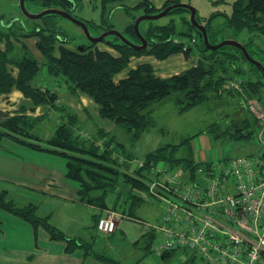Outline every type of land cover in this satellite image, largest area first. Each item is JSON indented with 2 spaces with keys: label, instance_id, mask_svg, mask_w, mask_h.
<instances>
[{
  "label": "trees",
  "instance_id": "16d2710c",
  "mask_svg": "<svg viewBox=\"0 0 264 264\" xmlns=\"http://www.w3.org/2000/svg\"><path fill=\"white\" fill-rule=\"evenodd\" d=\"M32 1L40 10L58 8L77 17L74 6L78 0ZM99 1L100 25L102 29H109L112 25L106 23L107 6L121 0ZM180 1L165 0L156 8L149 0H142L139 6L143 13H156ZM184 12L189 15L188 9L174 7L166 14ZM218 15H222L223 21L215 25L213 18ZM56 16L61 15L46 13L38 18H29L27 20L33 21L31 25L23 20L11 19L7 20L5 26H0V42L4 45L0 46V98L7 97L13 90L22 94L16 108L0 107V145L4 138H9L34 149L64 155L67 176L77 183L81 201L132 215V210L143 202L142 192L151 195L148 192V179L151 180V171L159 161L164 162L167 169H183L185 174L180 176L182 181L197 179V169H207L214 162L197 161L191 153L177 157L173 153L176 145L169 144L147 152L143 157V167L130 168L115 155L127 153L113 134L109 135L102 127L92 131L81 127L76 113L59 101L57 90L48 83L52 77L66 84L72 93L85 92L90 95L98 106L99 115L124 127L134 140L156 124L151 106L166 100L171 101L179 112L210 100L216 101L224 94L237 95L240 99L245 98L246 102L257 99L264 107V78L260 68L249 62L243 52L234 46L209 49L187 15L180 16L184 25L181 29L177 28L173 18L163 24L149 23L144 28L138 27L147 40L146 47L142 49H135L116 36L110 40L104 39L102 43L105 47H99L98 41H89L76 48L69 47L66 38L59 37ZM135 18L131 17L122 33L128 40L140 43L133 27ZM209 18V23L208 18H203L209 43H218L215 36L224 31L237 35L245 30L248 35L242 44L264 68V48H252L254 37L264 33V0H233L230 13L212 12ZM196 19L201 23L197 14ZM84 22L88 28L93 26L90 19ZM31 37L36 39L35 45L42 56L41 60L28 49L24 41ZM176 52H182L185 58L195 54L196 58L191 59L189 67L169 76H160L153 71L150 63L140 62L130 67L123 76L115 77L127 66L133 55L152 54L157 58H165ZM43 67L49 79H43ZM233 81L238 82L239 88L229 86L228 83ZM37 107H41L42 112L36 113ZM255 122L252 117L242 118L232 121L223 131H218L219 125L214 122L206 131L214 132V137L222 133L235 138L249 137L252 130H256ZM250 124L252 129L243 133L242 130ZM42 131L46 136L41 135ZM193 136L183 138L180 143L187 144ZM126 156L133 158L132 155ZM229 158L222 159L226 161ZM124 165L125 168H122ZM109 195L113 198L110 204L106 200ZM0 207L18 213L34 228L41 225L51 239L65 240L66 250L87 245V242L81 243L74 237L66 236L48 221V216H39L36 213L37 206L33 203L17 206L12 200L6 199L5 192H0ZM97 216L92 214L95 226L100 214ZM141 238L146 242L145 246L149 247L155 233L148 230ZM171 251L162 254V257H169ZM186 253L187 260L180 264H193L194 252L187 250ZM96 257L112 261L100 254H96Z\"/></svg>",
  "mask_w": 264,
  "mask_h": 264
},
{
  "label": "rangeland",
  "instance_id": "374dc122",
  "mask_svg": "<svg viewBox=\"0 0 264 264\" xmlns=\"http://www.w3.org/2000/svg\"><path fill=\"white\" fill-rule=\"evenodd\" d=\"M141 1L121 0L108 4L105 13L106 23L112 25V29L123 32L125 27L130 23L132 16L137 18L145 14L143 13L142 7L139 6V2ZM149 1L154 6H158L164 0ZM232 1L181 0L180 2L192 5L196 9L199 21L203 24V18L209 19V15L212 12L230 13ZM24 5L28 12L37 13L41 11L40 7L35 5L32 0H24ZM74 14L84 21L92 20L93 26L88 28L92 36H98L106 31L101 32L103 27L100 25L101 4L99 0H78L74 6ZM150 14H154V12ZM181 15H187L189 17L186 12L180 14L171 13L170 15L165 14L156 19H143L139 22L138 27L144 28L149 23L163 24L170 18H173L177 28L181 29L184 27L180 21ZM56 17L59 37L62 39L66 38V44L69 47L76 48L83 43L89 42L79 25L67 18L61 16ZM0 19V26H5L7 20L11 19L23 20L28 25L33 23L31 20H27L29 18L21 11L19 0H0ZM213 20V23L218 25L222 23L223 17L222 15L214 16ZM247 35L248 33L245 30L237 35H233L229 31H224L217 34L215 39L217 42L222 40V38L235 39L242 43ZM111 38L112 34H108L105 39L110 40ZM35 40V37L24 39L28 49L41 60L42 56L35 45ZM102 41H98L99 47L106 46ZM0 46H4L3 42H0ZM256 46L264 48V33H259L254 37V45H252V48H256ZM192 58L195 60L196 55L193 54V57L185 58L182 52L170 54L165 58H157L152 54L133 55L130 57L127 66L118 72L115 77L123 76L130 67L140 62H148L156 74L168 76L189 67L192 64ZM12 72L15 73V69ZM41 74L43 79H49L50 77L45 67L42 68ZM58 80V78L53 80L52 77L48 83L53 84L57 90L59 101L76 113L80 125H82L81 127L87 131L102 127L109 135L113 134L116 140L123 145L125 153H130L134 157L135 167L138 164L137 160L139 158H143L147 152L163 145H176L173 153L177 157L186 156L191 153V155H197L199 157L198 159H209L214 163H218L222 158L245 155L254 147L255 132L253 130L249 137L241 138H235L228 133H222L218 137H214V132L209 133L206 131L207 127L214 122H217L219 125L218 131H223L230 126L232 121L246 117L251 118L247 105L244 103L246 100L240 99L237 95L224 94L216 101L210 100L203 104L190 107L182 112L177 111L172 102L168 100L153 104L151 106V114L156 124L142 132L140 137L134 140L125 131L124 127L117 125L108 117L99 115L98 106L90 95L85 92L79 94L72 93L67 89L66 84ZM55 82L59 83L55 85ZM3 100L0 98V102H3ZM42 110L40 108L38 112H42ZM250 129H252L251 124L247 128H244L242 132H248ZM41 135L46 136L43 131ZM192 135L194 136L187 144L180 143L183 138ZM118 156L125 157L126 155L118 153ZM203 159L201 160L203 161ZM65 167L66 158L60 153L34 149L14 142L9 138H4L0 145V176L4 177L0 179V192H5L6 199L12 200L17 206H24L30 203L35 204L37 206L36 213L39 216L49 214L48 221L63 232L70 231L84 239H87L85 237L86 235L93 236L95 239L93 244L95 251L104 250V252L106 251L107 254L114 255V257L124 256L125 264H133L136 260L140 259L139 257L146 251L144 243L140 241L141 243L135 246L133 245V241L140 238V229L146 230L150 225L160 221L161 214L164 210L163 202L152 197L146 191H143V202L132 210V215H125L118 222L114 233L108 235L102 234L93 226L91 216L92 213L98 210L95 207L91 208L85 201L80 203L71 200L74 198V193L77 195V198L79 195L76 193L77 191H73L71 185L75 184L77 186V184L67 178ZM152 176L153 173L150 177ZM38 182L39 185L42 182L47 185V190L42 191L32 188ZM111 201L112 196L109 195L107 197L108 204ZM0 215L3 216V222L5 224H7L8 220L18 222L22 218L18 213L2 207H0ZM151 231L155 232V228L151 229ZM157 233L158 237L161 238L162 236L159 231ZM11 235L12 232L6 228L2 235L4 240L0 239V244L7 242L9 237L11 238ZM21 238L22 236L19 237V240ZM61 240L53 239L52 244H45L40 239L39 245L41 248L59 251L56 247ZM154 241L155 238H153L150 245L151 251L147 252L146 259L143 260V263L150 264L149 262L152 260L156 264H180L188 258L185 252L177 250L169 258L161 259L160 255L155 254L152 250ZM106 245L117 249L114 252H108L105 248ZM20 247H23V245L21 244ZM22 250L23 253L20 251L14 252L13 249L6 251V253L12 260H17L18 264H32L36 256V250L33 249L30 251L27 250V247H24Z\"/></svg>",
  "mask_w": 264,
  "mask_h": 264
},
{
  "label": "built area",
  "instance_id": "2783aa9c",
  "mask_svg": "<svg viewBox=\"0 0 264 264\" xmlns=\"http://www.w3.org/2000/svg\"><path fill=\"white\" fill-rule=\"evenodd\" d=\"M249 103L260 123L253 154L199 167L195 180L182 181L179 169L154 167L148 185L164 204L153 226L162 236L154 245L158 254L184 248L194 252L193 264H264V109ZM115 217H99L97 229L113 232Z\"/></svg>",
  "mask_w": 264,
  "mask_h": 264
},
{
  "label": "crops",
  "instance_id": "0c3cea01",
  "mask_svg": "<svg viewBox=\"0 0 264 264\" xmlns=\"http://www.w3.org/2000/svg\"><path fill=\"white\" fill-rule=\"evenodd\" d=\"M116 2H118V1H116ZM163 2L160 3L158 6H155V7L156 8L160 7L163 4ZM160 76H162V75H160ZM21 98H22L21 92L18 91V90H13L12 92L9 93V95L7 97L1 98V100L2 99H4V100H3V102H0V107L5 108V109H14V108L17 107V104H18V102H19V100ZM252 101H253V103L256 104L255 107H262L263 109H264V107L261 105V103L257 99H250L247 102L246 101L244 102L247 105L250 117L254 118L257 121V123L255 122V124H256V128L255 129L256 130L254 131L255 132V139H256V133L260 129V123H259V120L254 115V113L252 112V110L250 109L249 102H252ZM40 108L41 107H37L36 113H40V112H38V109H40ZM250 112H251L252 116H251ZM241 119H239V120H241ZM255 149H256V140H255V144H254L253 149L249 153H247L245 155L253 154L255 152ZM115 155H118V153H115ZM126 155H130V153H127ZM192 155H193V158L195 160H197V161H202L201 159H203L201 157H200L201 159H198L199 157H197V155L196 156H194V154H192ZM126 157L127 156L119 157V158H122V160H123L122 162L123 163L126 162V164H128V166L130 168L135 167L134 166L135 160H133L134 157L133 158H126ZM203 161H210V160L209 159H203ZM137 162H139V165L138 164L136 165L138 167H143L145 165L143 158H139L137 160ZM158 163L162 164L163 166H166L164 164V162H162V161H159ZM65 168L67 169V167H65ZM122 168H125V165ZM180 169L181 168H179V170ZM180 171H179L180 174L181 173L185 174L183 169L180 170ZM151 173H153V176L151 177V179H153L156 172L153 169L151 171ZM3 178L4 177L0 176V179H3ZM67 178L69 180H71L72 182H74V180H72L68 176H67ZM77 186L75 184L71 185V187L73 188V191L74 190H75V192L77 191V189H76ZM46 187H47V185H45L43 182H42L41 185H39V182H38V184L32 186V188H34L36 190H42V191L47 190ZM148 192L151 194L152 197H155L158 200H160L157 195H155L153 192H151V190L149 188V185H148ZM76 193L79 195L78 192H76ZM71 200H73L75 202L82 203V201L79 199V196L77 198V195H75V193H74V198L71 199ZM77 200H79V201H77ZM106 200H107V198H106ZM87 204L91 208L95 207L98 210L97 212H94L96 214V216L98 214H100L99 217H101V216H103V215H105L107 213H113L114 216H116L115 217L116 218V227L118 226V222L126 215V213H120L119 211L111 209L110 207L99 208L97 205H94V204L92 205L90 203H87ZM101 210H103V211H101ZM92 214H91V216H92ZM46 216L49 217V214L46 215ZM3 221H4L3 216L0 215V239L4 240L2 235H3V233H4L6 228H8L12 232V235H11V238L9 237L7 242L4 241L5 243L0 244V264H18L17 260H12V258L8 256L6 251H10V250L13 249L14 252L20 251V252L23 253L22 249L24 247H27V250H30V251L33 250V249L36 250V252H35L36 256H35L34 261H32V264H125L124 263V256H116V257H114V255L107 254L106 251L104 252V250L95 251L94 248H93V244H94L95 239L91 235H86L85 237L87 239H84L83 237L76 236L74 233H71L70 231L63 232L61 230L66 236L74 237L77 240H79V242H81V243L82 242H87V245L84 246V247L78 245L72 250H66L65 249L66 241L65 240H63V241L61 240V241L58 242L57 247H56L59 251H52L51 249L48 250V249H45L43 247L41 248V246L39 245L40 239L42 241H44L45 244H52L53 243V239L50 238V234L41 225H38L37 227L34 228V226H32L31 223H29L28 221H26V220H24L22 218L19 219L18 222L17 221L13 222L11 220H8L7 224H5ZM154 225L155 224L150 225L149 227H147L148 229H146V230L145 229H140V231H139L140 238H137L136 240L133 241V245H135V246H136V244L143 242L144 243V247L146 249V251H144L142 256L139 257L140 259L136 260L133 264H146V263H143V260L146 259L147 252H150L151 248H150V246L149 247L145 246L146 242L144 241V239L141 238V235H143L149 229L150 230L154 229V227H153ZM2 226H3V228H2ZM93 226L97 229V226L94 225V221H93ZM116 227H115V230H116ZM115 230L113 232H111V233H114ZM100 233H102V232H100ZM111 233H107V235L111 234ZM154 233H155V241H154V245H155V243L157 242L159 237H158V233H157L156 229H155ZM102 234H104V233H102ZM20 236H22V238L19 240ZM25 239H27V240H25ZM13 240H15V241H13ZM21 244L23 245V247H20ZM54 245H56V244H54ZM6 247H8V248H6ZM82 248H84V250H82ZM105 248L108 250V252H114V250L117 249V248H114V247L109 246V245H106ZM152 250L154 251L155 254L160 255L161 259L169 258L170 256L174 255L175 251H177V250H182L185 253L187 252V250H185L183 248H173V249H171L173 251L169 250V251H171L169 257H165L164 258V257H162V254H158L154 250V246H153ZM169 251H166V252H169ZM166 252H164V253H166ZM96 254H100V255H103L105 257L111 258L112 261H104L103 259H100V258L96 257ZM149 263L150 264H156L152 260Z\"/></svg>",
  "mask_w": 264,
  "mask_h": 264
},
{
  "label": "water",
  "instance_id": "95a60500",
  "mask_svg": "<svg viewBox=\"0 0 264 264\" xmlns=\"http://www.w3.org/2000/svg\"><path fill=\"white\" fill-rule=\"evenodd\" d=\"M19 6H20V9L23 12V14L25 16H27L28 18H38V17H40L46 13L59 14L65 18L71 20L72 22L76 23L77 25H79L82 28V30H83L84 34L86 35V37L88 38V40L91 42L102 41L106 38V36L108 34H113L114 36L118 37L121 41H123L124 43L130 45L131 47H133L135 49H142V48H145L147 45V40L140 33L139 28H138V24L141 20H143V19H148V20L156 19V18H159V17L165 15L170 9H172L174 7H183V8H186L189 10V20H190L191 24L199 31V35H201L203 37V41L206 44V46H208L209 49H217L223 45L234 46V47L240 49L243 52L245 58L249 62L254 64L256 67L260 68L262 76L264 78V68H263L262 64L260 63V61L252 58L249 55L245 46L241 42L236 41L235 39H223V40H221L215 44L209 43L208 38H207L205 25L201 24L197 21L196 9L192 5H189L187 3H183V2L172 3V4L166 6L165 8H163L162 10H160L154 14L145 13V14H142L141 16L135 18L133 27H134V30L136 32V35H137L140 43H135V42L128 40L123 35V33L121 31H118L116 29H110V30L104 31L103 33L99 34L98 36H92L89 32L88 26L86 25V23L83 20L75 17L74 15H72L71 13H69L65 10H61L58 8H45V9H43L37 13H31V12H28V10L26 9V7L24 5V0H19ZM210 21H211V18H209L207 20L208 23Z\"/></svg>",
  "mask_w": 264,
  "mask_h": 264
},
{
  "label": "flooded vegetation",
  "instance_id": "af4514ba",
  "mask_svg": "<svg viewBox=\"0 0 264 264\" xmlns=\"http://www.w3.org/2000/svg\"><path fill=\"white\" fill-rule=\"evenodd\" d=\"M26 17H27V16H26ZM110 29H112V28H109V29H103V30H101V32L104 31V30L107 31V30H110ZM101 32H100V33H101ZM112 36H114V35L112 34Z\"/></svg>",
  "mask_w": 264,
  "mask_h": 264
}]
</instances>
